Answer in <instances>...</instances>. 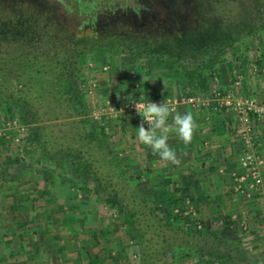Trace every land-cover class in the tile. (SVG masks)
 <instances>
[{
  "label": "rangeland",
  "instance_id": "1",
  "mask_svg": "<svg viewBox=\"0 0 264 264\" xmlns=\"http://www.w3.org/2000/svg\"><path fill=\"white\" fill-rule=\"evenodd\" d=\"M129 1L128 6L142 5L135 15L140 26V17H161L154 0ZM60 14L80 24L76 10ZM93 23L100 24L89 18L84 31ZM248 28L244 24L235 32L204 94L191 89L179 72L148 58L136 63L108 52L81 58L91 124L106 130L100 139L91 131L90 144L96 156L103 146L121 179L102 160L104 176L119 183L126 199L132 189L138 209H156L153 219L142 220L151 226L144 240L132 230L129 216L108 206L90 186L80 187L78 179L42 163L16 110L8 113L0 99V264H142L144 250L154 252L148 264H264V63L257 62L264 57V29L254 35ZM213 44L202 46L200 55L221 46ZM191 96L199 97L195 104L188 101ZM155 99L174 108L170 125L177 113L186 112L197 124L187 145L169 134L178 165L154 156L137 138L142 118L131 105ZM245 151L256 159L258 188L251 178L240 180Z\"/></svg>",
  "mask_w": 264,
  "mask_h": 264
},
{
  "label": "trees",
  "instance_id": "2",
  "mask_svg": "<svg viewBox=\"0 0 264 264\" xmlns=\"http://www.w3.org/2000/svg\"><path fill=\"white\" fill-rule=\"evenodd\" d=\"M154 1L161 17L154 12L140 17L141 27L133 9H142V5L128 6L129 0H66V7L54 6L49 0H0V99L7 112L16 110L27 127L28 144L42 163L52 165L64 177L78 179L80 187L90 186L108 206L128 215L140 240L151 232L142 220L153 219L156 209H138L132 189L126 199L119 183L104 176L102 160L109 163L110 171L119 173L107 160L103 146L98 145L96 156L90 144L91 131L100 139L106 130L91 124L89 96L82 84V56L108 52L128 55L136 63L148 58L168 71L179 72L191 89L204 94L210 90L217 64L234 43L235 32L239 34L244 24L249 34L264 29V0ZM126 7L132 8L126 12ZM64 9L76 10L80 24L65 21L60 14ZM89 18L100 24L95 27L93 23L92 30L84 31ZM114 22L125 28H116ZM212 44L221 46L200 55L202 46ZM257 62L263 65L264 57ZM74 123L75 128H67ZM142 252V264H148L154 252Z\"/></svg>",
  "mask_w": 264,
  "mask_h": 264
},
{
  "label": "clouds",
  "instance_id": "3",
  "mask_svg": "<svg viewBox=\"0 0 264 264\" xmlns=\"http://www.w3.org/2000/svg\"><path fill=\"white\" fill-rule=\"evenodd\" d=\"M49 3L57 7L67 6L66 0H49ZM133 11L139 16L142 9L134 8ZM135 108L142 118L137 127L139 142L149 147L154 156L178 165L180 161L177 158L176 151L168 144L169 134L175 133L185 145L191 143L197 128L193 114L191 112H186L183 115L177 113L172 118V124L170 125L168 120L173 109L166 101L157 104L149 100L143 106L136 103ZM145 124L148 125L147 128Z\"/></svg>",
  "mask_w": 264,
  "mask_h": 264
},
{
  "label": "built area",
  "instance_id": "4",
  "mask_svg": "<svg viewBox=\"0 0 264 264\" xmlns=\"http://www.w3.org/2000/svg\"><path fill=\"white\" fill-rule=\"evenodd\" d=\"M197 99H199V97L191 96L188 98V101L191 104H195ZM151 101L155 102L157 104L161 103L160 100H156V99L151 100ZM228 103H231V102H228ZM139 104L141 106H143L145 103H139ZM131 108L135 109V111H136L135 104H132ZM172 109H174V108H172ZM241 164L244 167V172H243L240 180H242V181L243 180H249V178H251V180H252L251 186L258 188V186L261 185V183H262V178H261V175L259 173V168H258L256 159H255L253 153L249 152V151L248 152L245 151L244 155L241 158Z\"/></svg>",
  "mask_w": 264,
  "mask_h": 264
},
{
  "label": "crops",
  "instance_id": "5",
  "mask_svg": "<svg viewBox=\"0 0 264 264\" xmlns=\"http://www.w3.org/2000/svg\"><path fill=\"white\" fill-rule=\"evenodd\" d=\"M191 149V148H190ZM192 150V149H191Z\"/></svg>",
  "mask_w": 264,
  "mask_h": 264
}]
</instances>
